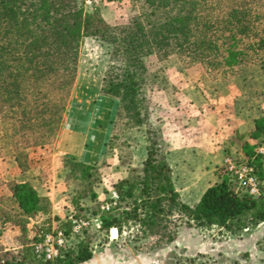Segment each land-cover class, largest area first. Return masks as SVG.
<instances>
[{
	"label": "trees",
	"instance_id": "obj_1",
	"mask_svg": "<svg viewBox=\"0 0 264 264\" xmlns=\"http://www.w3.org/2000/svg\"><path fill=\"white\" fill-rule=\"evenodd\" d=\"M138 1L140 14L126 26L111 28L98 13L83 17L79 0H0V117L10 127L15 117L21 119H15L11 145L0 153L10 154L22 172L27 170L25 150L45 139L27 144L20 137L33 127L38 137L56 130L73 86L80 38L94 37L109 46L116 64L104 76L100 93L118 99L119 113L144 127L147 140L141 166L114 182V198L91 211L99 231L108 236L115 228L116 239L154 252L174 242L183 227H216L233 236L256 227L264 222V153L258 150L264 145V115L254 119L247 139L237 134L249 174L259 182L258 196L243 188L242 178L225 161L215 171L216 181L195 204H188L174 185L166 143L144 105L149 73L142 58L153 52L176 54L201 61L213 73L264 64V0ZM10 190L22 215L49 211L48 198L29 182H10ZM95 198L92 194L91 200ZM9 218L5 214L2 222ZM258 243L264 247V239ZM92 255L91 235L83 231L53 261L25 248L20 258L1 259L0 264H83ZM225 262L199 254L175 255L170 264Z\"/></svg>",
	"mask_w": 264,
	"mask_h": 264
},
{
	"label": "rangeland",
	"instance_id": "obj_2",
	"mask_svg": "<svg viewBox=\"0 0 264 264\" xmlns=\"http://www.w3.org/2000/svg\"><path fill=\"white\" fill-rule=\"evenodd\" d=\"M79 1L83 17L98 13L111 28L126 26L141 12L138 0H97L92 4ZM77 53L73 86L56 130L38 137L37 127L30 122L34 130L20 137H26L27 144L45 139L43 144L33 143L25 150L26 171L18 168L10 154L3 155L5 147L11 145L15 119L20 118L13 119L12 128L10 121L0 117V260L20 258L43 232L56 228L70 232V217L74 216L89 221L83 231L91 235L93 255L83 264H170L175 255L199 254L225 258L224 264L231 260L264 264V247L258 243L264 239V222L234 236L216 227H183L176 241L154 252L137 249L117 236L113 238L111 231L108 236L99 231V220L91 211L114 198V182L141 166L147 140L144 127L134 125L123 112L119 113L118 99L100 93L104 76L116 66L111 63L109 46L94 37L82 36ZM142 61L150 80L145 82L144 105L166 143L167 160L181 199L195 204L216 181L215 171L225 161L242 175L241 184L251 193L253 184L248 185L245 179L255 177L248 175L237 134L247 139L254 119L264 115V64L249 63L241 69L213 73L201 61L191 62L176 54L160 57L153 52ZM76 85L96 86L107 98L97 119L102 132L97 135L94 157L89 162L60 151ZM258 150L264 153V145H259ZM81 163L88 167L83 168ZM25 181L48 198L46 214L25 216L18 210L11 198L10 182ZM254 182L258 188V180ZM92 194L96 195L94 200ZM251 194L258 196V192ZM5 214L10 218L2 222ZM76 238L73 236L70 244Z\"/></svg>",
	"mask_w": 264,
	"mask_h": 264
},
{
	"label": "crops",
	"instance_id": "obj_3",
	"mask_svg": "<svg viewBox=\"0 0 264 264\" xmlns=\"http://www.w3.org/2000/svg\"><path fill=\"white\" fill-rule=\"evenodd\" d=\"M71 95L73 106L71 105L72 108L69 109L66 127L60 141V151L63 154L76 156L83 162H89L94 157L93 150L97 135L102 132L97 119H99L107 98L99 93L96 86L92 88L91 86L76 85ZM83 120L87 123L81 130L78 124Z\"/></svg>",
	"mask_w": 264,
	"mask_h": 264
},
{
	"label": "built area",
	"instance_id": "obj_4",
	"mask_svg": "<svg viewBox=\"0 0 264 264\" xmlns=\"http://www.w3.org/2000/svg\"><path fill=\"white\" fill-rule=\"evenodd\" d=\"M97 0H87L89 4L96 2ZM247 170L248 175L251 171V168ZM242 178V175L238 173ZM245 183L249 185L252 183L253 186L250 189L251 193L258 192V188L254 181V178L246 177ZM248 187V186H247ZM71 229L70 232H66L63 229L56 228L48 232H43L39 235V238L31 244V249L33 253L43 261H53L56 259L61 250L70 245V240L73 239V236H80L83 229H86L89 225V221L76 219L74 216L70 217Z\"/></svg>",
	"mask_w": 264,
	"mask_h": 264
},
{
	"label": "bare ground",
	"instance_id": "obj_5",
	"mask_svg": "<svg viewBox=\"0 0 264 264\" xmlns=\"http://www.w3.org/2000/svg\"><path fill=\"white\" fill-rule=\"evenodd\" d=\"M72 108V107H71ZM72 110V109H71ZM93 110V109H92ZM94 112V110L92 111ZM83 114V113H82ZM85 114V113H84ZM91 115V114H90ZM81 117V116H80ZM91 120V119H90ZM89 120V121H90ZM87 121L83 120L82 122H79L78 126L80 127V129H84L85 125H86ZM88 127V126H87ZM75 128V127H74ZM111 233H112V237L115 238L117 236V230L115 228L111 229Z\"/></svg>",
	"mask_w": 264,
	"mask_h": 264
}]
</instances>
